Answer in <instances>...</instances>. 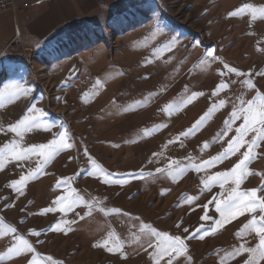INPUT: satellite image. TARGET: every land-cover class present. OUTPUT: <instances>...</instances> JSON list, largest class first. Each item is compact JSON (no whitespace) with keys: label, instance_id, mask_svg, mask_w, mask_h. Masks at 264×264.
Instances as JSON below:
<instances>
[{"label":"rangeland","instance_id":"obj_1","mask_svg":"<svg viewBox=\"0 0 264 264\" xmlns=\"http://www.w3.org/2000/svg\"><path fill=\"white\" fill-rule=\"evenodd\" d=\"M245 4L264 6V0H113L94 17L82 15L55 39L34 46L33 57L14 44L0 59V92L13 86L28 91L0 101V147L13 140L22 148L47 143L65 131L70 135L67 142L75 147L52 157L43 172L23 186V195L9 185L34 171L41 157L33 154L22 161H4L0 217L16 227L37 253L58 264H152L148 253L134 244L124 248L127 259L93 246L109 232L127 242L140 222L182 238L201 226L211 232L212 222L201 220L206 212L218 218L214 203L209 201L225 199L235 185L229 180L223 187L215 184L205 190L202 181L230 170L247 146L214 166L196 171L192 165L218 155L236 136L242 118L222 139H215L239 98L250 100L257 92L264 94V76L257 75L264 71V18L253 21L250 12L229 16ZM208 51L219 60L200 63ZM225 64L250 75L228 73ZM247 79H252L253 89L243 83ZM221 83L226 88L213 96ZM193 93L203 95L184 103ZM220 100L226 105L193 134L180 136ZM168 105L173 106L170 112L164 110ZM32 107L38 111L30 113ZM25 115L36 116L38 126L22 138L7 131ZM45 125L53 127L45 130ZM253 135L249 133L245 139L250 141ZM204 142L209 144L207 149ZM254 154L255 159L247 165L252 174L242 181L240 191L264 184V142ZM89 157L115 178L125 179L124 174H129L127 182L105 184L103 176L89 175ZM170 165L186 171L175 179L156 171ZM62 179L69 183L58 188ZM61 195H79L92 205L91 214L84 204L67 213L57 208L39 214L53 207ZM258 196L264 197V191ZM189 198L194 199L189 202ZM206 204L207 209L203 207ZM100 208H117L122 214L105 215ZM252 215L259 218L261 213H246L203 240L186 241L191 261L181 256L174 264H217L219 256L242 242L235 233ZM62 218L68 222L62 227L72 230L67 234L50 231ZM31 231L40 235H31ZM244 241L253 247L258 237L248 234ZM8 246L9 238L0 239V253ZM30 258L28 254L4 264H27ZM245 259L247 254L230 259V264H243Z\"/></svg>","mask_w":264,"mask_h":264},{"label":"snow or ice","instance_id":"obj_2","mask_svg":"<svg viewBox=\"0 0 264 264\" xmlns=\"http://www.w3.org/2000/svg\"><path fill=\"white\" fill-rule=\"evenodd\" d=\"M250 12L251 18L255 21L258 18H264V6H253L251 4L242 5L240 8L229 13V16H240L243 13ZM175 41L172 42L174 44ZM172 44L168 45L170 49ZM219 60L218 56H215L212 51H208L200 63H205L209 61ZM228 73H235L238 76L250 75L245 73L238 72L235 68L229 67L227 64L224 65ZM224 75V73H220ZM258 76H264V71L258 72ZM247 88L253 89L254 84L252 79H247L243 82ZM100 84V81H97V86ZM226 88L224 83H221L212 93L213 96H218L222 90ZM27 89H22L19 86H13L11 89L6 90V92H0V101H2L5 96L8 99H13L18 97L22 93H26ZM203 95V93H193L191 96H187L184 103H191L195 98ZM226 101L220 100L219 105L213 104L210 106L208 111L197 120L193 126L183 133L180 136L188 137L193 134L195 130L219 107L225 106ZM172 105L166 106L165 111H171ZM38 111L34 107L29 109V112ZM243 119V123L236 129V136L233 137L227 147L218 155L210 158L207 161L202 162L201 164H193V170L199 171L203 168H208L214 166L224 159L235 154L242 146H247V151L243 153V157L228 171L216 173L213 176H210L206 181H202L203 187L205 190H210L211 187L215 184H219L223 187L224 183L229 180L235 185L229 192L228 196L225 199L213 198L209 203H214V210L218 214V218H213L207 214V212L201 217L202 221H211V232L204 231L203 226L197 228L195 232L181 237L179 235L173 236L168 232L159 231L154 228L151 224L140 222L138 230L131 232V239L126 241L121 240L114 233L109 232L107 237L102 241L94 244V247L104 248L106 251L112 254H119L121 259H127V253L124 251L126 244H134L137 246V250H143L148 253L152 264H174V262L181 256H184L188 261H191V257L188 256V244L186 241L191 239L203 240L208 235L215 234L219 229L223 228L225 223L231 222L234 219H237L239 216L248 214H254L257 210L261 213L259 218L255 215H252V218L248 220L242 227L235 233V236L239 238L242 242L238 246H234L231 251L225 252L223 256H219L217 264H230V259L235 260L238 257H241L247 254V259L243 261V264H261L264 261V197H259L258 192L264 191V184L260 188H252L246 191H240L239 186L246 176L251 175L252 173L247 171V165L255 159L254 149L259 147L261 142H264V94L257 92L256 96L250 100H245L239 98L238 104L233 107L230 117L224 122V130L217 135L216 140H220L223 136L227 135L228 131H231V125L238 119ZM40 121L34 115H25L18 122L11 124L7 127V131L14 133L17 137H23L24 133L30 131L32 128L38 126ZM53 127L52 125H45V130ZM164 127V125H160ZM253 133L252 139L250 141L246 140L245 137ZM180 136L176 137V140L180 139ZM70 135L65 132L57 133L54 138L47 142L38 145H32L26 148H22L18 141L13 140L9 143H6L3 147H0V170L5 166L4 161L13 160V161H22L27 159L30 155L36 154L41 157V163L37 166L34 171H30L27 175H21L18 180L12 181L10 187L16 191L19 195H23V186L26 185L29 181L36 178L44 170V167L48 164L50 159L54 157L57 153L62 150H66L72 147H75L74 144L68 143ZM173 141H169L172 143ZM203 147L207 149L209 147L208 142H204ZM85 155L87 156V149H85ZM91 171L89 175H101L104 177L103 182L105 184H120L123 185L127 182V175L124 174L125 179H118L113 176V174L108 173L100 165L96 163L94 159L89 157ZM157 172L165 173L171 176L173 179L176 176L186 171V168L179 167L178 165L173 168L171 165L168 169H157ZM135 175V174H131ZM141 176L143 173L140 174ZM151 175V173H149ZM70 179V178H69ZM69 179H62L58 181L57 187L61 185H68ZM74 191V190H73ZM194 198H189L191 202ZM84 204L89 208V214H91L92 205L87 201H84L82 197L76 195L73 198H70L67 195H61L55 201H53V207H47L41 210L39 214H47L49 212H54L59 209L61 213H67L72 210L74 207ZM13 205H5L6 208L12 207ZM207 209L208 205L203 206ZM99 211L108 214H122L120 209L113 208L111 210H105L100 208ZM139 219V218H137ZM72 221L71 223H74ZM63 218L56 222L54 225L50 226V231L54 232H64L67 234L68 231L72 229L70 227H62L63 224H66ZM179 228V225H177ZM184 232L187 233L188 229L185 228ZM254 233L258 237V241L255 246H247L244 238L248 234ZM31 235L39 236V232L31 231ZM9 238L10 246L6 250L0 253V264H4L5 261H10L16 258L27 256L31 254V258L27 261V264H58L57 261L53 260L52 257H43L36 252L35 247L32 243L29 242L23 235L17 233V228L7 224L2 217H0V239ZM151 250V251H149ZM217 255H219L217 253ZM62 264V262H59Z\"/></svg>","mask_w":264,"mask_h":264},{"label":"crops","instance_id":"obj_3","mask_svg":"<svg viewBox=\"0 0 264 264\" xmlns=\"http://www.w3.org/2000/svg\"><path fill=\"white\" fill-rule=\"evenodd\" d=\"M16 1L18 4H28V7L16 13L0 14V59L10 52L8 50L14 44L30 51L33 57L34 46L55 39L61 30L69 29L80 16L90 18L113 0Z\"/></svg>","mask_w":264,"mask_h":264},{"label":"built area","instance_id":"obj_4","mask_svg":"<svg viewBox=\"0 0 264 264\" xmlns=\"http://www.w3.org/2000/svg\"><path fill=\"white\" fill-rule=\"evenodd\" d=\"M27 7L28 4H18L16 0H0V14L5 12L16 13L18 10L26 9ZM17 58L22 60L20 57Z\"/></svg>","mask_w":264,"mask_h":264},{"label":"bare ground","instance_id":"obj_5","mask_svg":"<svg viewBox=\"0 0 264 264\" xmlns=\"http://www.w3.org/2000/svg\"><path fill=\"white\" fill-rule=\"evenodd\" d=\"M26 61H27V63H30V58H27Z\"/></svg>","mask_w":264,"mask_h":264}]
</instances>
